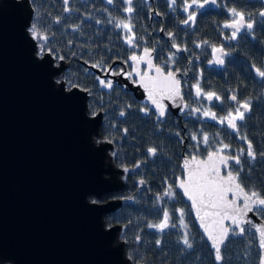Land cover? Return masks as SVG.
I'll list each match as a JSON object with an SVG mask.
<instances>
[{"label": "water", "instance_id": "1", "mask_svg": "<svg viewBox=\"0 0 264 264\" xmlns=\"http://www.w3.org/2000/svg\"><path fill=\"white\" fill-rule=\"evenodd\" d=\"M31 15L29 0H0V264H132L119 237L122 225L104 223L122 198L89 199L121 190L124 168L112 162L111 143L98 138L101 112L88 113L86 91L64 85L65 61L55 62L47 51L35 53V39L28 32ZM130 65L133 71L131 60ZM140 65L143 72L155 75L145 62ZM96 80L100 86L101 77ZM119 86L161 118L139 76ZM160 103L172 114L185 105L181 93L174 99L165 95ZM208 153L195 158L206 160ZM192 158L181 152V177L174 188L215 259L191 201L178 187L187 180L183 165ZM228 199H233L231 193ZM236 199L243 207V199ZM243 219L242 226H248L255 239L260 264L264 250L253 225L264 226V220L252 211ZM223 224L241 235L231 220Z\"/></svg>", "mask_w": 264, "mask_h": 264}, {"label": "trees", "instance_id": "2", "mask_svg": "<svg viewBox=\"0 0 264 264\" xmlns=\"http://www.w3.org/2000/svg\"><path fill=\"white\" fill-rule=\"evenodd\" d=\"M29 1L32 15L28 32L30 33L31 24H37L39 31L49 37L47 41L36 39L37 45L43 44L44 49L55 51V55L69 59L62 75L64 83L76 85L86 91L89 113L98 109L102 111L98 136L112 142V162L127 169L124 171L123 187L116 194L123 199L122 203L119 208L104 216V223L122 225L119 237L125 243L124 251L131 263L212 264L211 251L201 238L179 195L175 193L176 202L161 199L159 205L156 203L164 185L168 184L172 188L175 179L180 175L181 142L170 130L175 127L171 126V121H163L160 124L163 129L157 131L150 120L145 123L139 111V102L117 88L109 91L98 90L92 76L78 63V60L97 62L93 57L95 52L103 58L110 55L123 56L127 51L124 45L127 44L118 37L119 29L122 28L118 26L120 21L130 24L131 32L128 33L134 37L135 42L142 43L144 33L148 45L152 39L149 37L150 30L157 28L156 20L153 17L148 19L151 7L157 9L156 2L149 6L132 0L130 6L133 11L121 14L129 5L124 4L121 7L114 3L110 7L102 0H68L67 5L64 0ZM64 8L68 9L65 13ZM257 52L258 58H261L264 45H258ZM232 57L236 59V63H239L238 58H251L252 48H235ZM231 68L235 70L234 66ZM200 85L202 89L209 87L208 89L215 90L220 95L219 98L222 96L219 91L222 85L219 74H213ZM250 103V112L240 125L239 136L246 137L243 139L246 142L251 141L255 159L242 157L237 171L240 173L239 182L246 191H256L264 197V94L260 84L251 96ZM121 112L125 114L121 116ZM197 121V117H182L180 120L187 136L184 153H190L189 149L192 148L193 152L200 155L222 145L237 144L236 141L227 143L226 135L222 131L201 126ZM143 127H147L146 133ZM204 136L208 137L207 144L204 143ZM231 140L229 137L228 141ZM149 148L156 149L151 159L146 155ZM165 205L183 207L191 248L184 245L173 229L165 228L159 233L150 229L149 225L157 222ZM135 237H138L137 242ZM157 241L160 243L157 244ZM221 254L223 264H256L257 250L251 231L244 228L240 237L229 236L221 248Z\"/></svg>", "mask_w": 264, "mask_h": 264}, {"label": "flooded vegetation", "instance_id": "3", "mask_svg": "<svg viewBox=\"0 0 264 264\" xmlns=\"http://www.w3.org/2000/svg\"><path fill=\"white\" fill-rule=\"evenodd\" d=\"M138 1L149 6H152L153 3L156 2L157 5V9L156 7H151L148 15L149 20H151L153 17L157 22V28L150 30L149 32V37L152 38L150 43L148 45L146 44V35L142 33V43H137L133 40V44L129 45L127 43V38L131 37V35L128 33V30L122 27L119 29L118 37L125 44H127L124 45L127 51L124 52L123 56L110 55L109 57L104 56L106 58H103L100 57L98 52H95L93 57L97 60V62L89 63L85 62L84 60H78L79 65L89 72V74L92 76V81L95 83V86L98 90L109 91L112 88H117L129 94L133 100L139 102V111L145 123L147 120H150L157 128V131L163 129V127L160 125L163 121H171V126L175 127V129H168H170L172 134L181 142L180 155L181 152H183V154L187 157H203L207 152L216 151V149L208 150L205 153L199 155L193 152V149L191 148L189 149L191 151L190 153H184L183 147L187 143V136L185 127L180 123V120L182 117L186 119L197 117V122L200 123L201 126L222 131V133L226 135L225 140H227V143L236 141V145L228 146V148L224 149V155L229 157L239 156L240 160L242 157L249 158L247 156L248 142L239 136L241 135L239 132V128L241 127L240 125L245 119L242 121H237L236 129L229 128L227 121L224 123H220L219 121L220 118L226 117L229 111L234 113V110L244 101H248L250 103V98L257 91L258 84L261 85V91L264 94V78L260 77L256 72V69L264 71V54L262 53L261 58H258L257 52L258 45H264V17L259 15L260 12L264 11V0H216L215 4L210 3L209 6L203 8L193 5L188 9L187 12L184 11L185 5L191 4L192 0H175V3H173L172 0H151L148 3L143 0ZM203 1L204 0H198V3ZM102 2L106 6L110 7H113L114 3H118L121 7L124 4L128 5L126 0H113L111 4L108 3V0H102ZM233 8L245 14V24L249 22L253 23L252 29L242 27L240 32L237 33L236 39L231 38L234 29L224 27L226 23L230 24L234 20L238 19V17H234L230 12V9ZM65 12L66 11L64 8L63 13ZM121 14H125V10L121 11ZM189 14H194L195 19L190 21L188 24H184L183 21L188 18ZM53 22L55 23V21ZM170 33L172 34L171 36L169 35ZM174 44L177 47H173ZM36 46L38 47L37 52ZM248 46L252 48V57L238 58L239 63H236V59L232 57V53L234 52L235 48L241 49L243 47L247 48ZM39 48L40 46L37 45L35 39V52L37 55L41 54L39 52ZM145 48L150 50L154 65L163 68L164 73L172 71L176 75V78L180 81V93L185 104L182 112H175V114H172L169 110H165V115L161 118H158L155 113L156 111H153L144 100L135 99L130 92L122 89L119 86L120 83H123V80L135 82L134 73L131 77L127 75V73L133 72L130 65V57L132 55L139 56L140 51ZM214 48L222 49L223 51L214 52ZM45 51H47L52 56L55 62L60 58V56L55 55V51L51 52L48 49H43V52ZM217 57L223 59L224 63H216ZM63 60L65 61L67 67L69 59L63 58ZM81 61L85 64H81ZM86 64L91 65L97 71H90L89 68L86 67ZM232 66H234L235 70L231 68ZM230 68L233 70L234 75L232 74ZM138 70L143 73L144 65L138 66ZM215 73L219 74V77L222 81L221 89L219 90L222 96L220 99L213 97L212 100H208L206 99V94L209 92L215 93V90H210L208 89L209 87L202 89V85L200 84L202 81H206L207 78H211V76ZM96 76L101 77V81H104L105 84L111 81V87H106L104 84H100L99 86ZM229 77L231 78L229 79ZM248 83H250V85ZM197 85L201 90V95L199 96H197ZM216 96L219 97L220 95L216 94ZM232 96L236 97L235 101L231 100ZM142 109L144 111H142ZM197 109L199 111H197ZM96 111L101 112L102 120V111L100 109ZM206 111L215 113L217 119L213 120L210 116H205L204 113ZM249 112L250 111L245 112V118L248 116ZM143 130L144 133H146L145 131H147V127H143ZM229 137L232 138L231 141H228ZM98 138L103 139L99 136ZM237 140L239 142H237ZM109 142L112 145V158L113 144L111 141ZM146 155L148 159L153 157V154L148 153V149L146 151ZM228 163L229 168L226 170L222 168L221 174H224L229 170H231L233 174L237 172V167L239 165H237L234 160H229ZM122 168H124L122 173L124 184L125 167ZM180 177L181 171L177 178ZM166 185L168 184H165L164 187ZM119 191L110 192L107 194H110V197H119L116 195ZM172 192H174V196L175 193L178 194L174 188V184L172 187ZM172 201H177L176 196ZM181 201L189 212L187 203L183 201L182 198ZM180 209H183V207L179 205H165L161 216L158 218L159 220L157 219L155 224H159L163 220L165 211H167L169 214L168 222H175L176 220L180 219V213L178 211ZM252 212L256 217L264 220V211H261L258 206H254ZM242 227L247 228L250 231L248 226ZM150 229L157 233L161 232L157 228L151 227ZM241 235H235V230L233 228H229L228 237H240ZM137 240H135V242H137ZM211 259L212 264H223V259L221 261H216V259L213 258V254ZM257 259L258 251L256 264Z\"/></svg>", "mask_w": 264, "mask_h": 264}, {"label": "snow or ice", "instance_id": "4", "mask_svg": "<svg viewBox=\"0 0 264 264\" xmlns=\"http://www.w3.org/2000/svg\"><path fill=\"white\" fill-rule=\"evenodd\" d=\"M112 2L113 0H108V3L111 4ZM172 2L175 3V0H172ZM64 3L67 5L68 0H64ZM126 3L129 7H127L125 11L131 13L133 11V8L130 6L132 0H126ZM205 3L215 4L216 0H204V3H198V0H192L191 4L185 5L184 11L187 12L193 5L203 8ZM65 11H68V9L65 8ZM230 12L234 17H238V19L234 20L232 23H226L224 25L226 28L234 29L231 37L232 39H236V35L240 32L242 27H246L247 29L253 28V23H244L245 14L243 12H239L235 8L230 9ZM259 15L264 17V11L260 12ZM194 19L195 15L189 14L188 18L184 20L183 23L188 24ZM118 26L131 32L130 24L120 21ZM29 31L34 39L40 41H47L49 39L47 35L39 31L38 26L35 23L30 25ZM169 35L171 36L172 34L170 33ZM133 39L134 37H128L127 43L132 45ZM173 47L177 46L174 44ZM43 49L44 45L41 44L39 52L43 53ZM213 51L222 52L223 50L214 48ZM60 59H63V57H60ZM130 59L135 65L133 67V72L140 77V83L148 92L149 100L156 105L159 111V116L163 117L165 115V110L164 106L160 103V100L163 99L165 95H167V98L169 99H174L175 97L180 96V81L176 79L175 74L172 71L165 74L163 68L154 65L151 59L150 50L147 48L143 50V55H132ZM141 62H145L149 70H154L155 75H150L149 71L141 73L138 70V66ZM216 63L223 64L224 61L217 57ZM133 72L127 73V75L131 77ZM256 72L260 77L264 78V71L256 69ZM100 83L104 84L106 87H111V81L106 84L104 81H100ZM196 87L197 96H199L201 95V90L198 85ZM213 97L220 99L215 93L209 92L206 94V99L208 100H212ZM231 100L235 101L236 97L232 96ZM142 111L144 110L142 109ZM197 111L199 110L197 109ZM247 111H250V103L244 101L234 110V113L229 111L226 117L220 118L219 122L224 123L227 121L229 128L236 129L237 121L244 120L245 112ZM124 114V112L120 113L121 116ZM204 115L210 116L213 120L217 119L215 113L206 111ZM193 139H195V137H193ZM243 139H246V137H243ZM204 143H208L207 136H204ZM226 148H228V145H222L220 148L216 149V151L209 152L206 160H197L195 157L192 158L191 162L186 160L183 167L187 170V180H181L178 185V187L183 190V194L191 201V206L196 211L201 227L204 229L208 240L211 241L216 261H221L223 259L221 246L229 235V229L224 226L223 221L231 220L242 234L244 232L242 224L245 222L243 218L248 212L253 210V205L258 206L261 211H264V198H262L256 191L249 192L245 190L244 186L239 182V171L233 174V172L229 170L225 175H221V165L224 166L225 169L229 168L228 162L230 159L234 160L237 165H240L241 163L239 156L229 157L224 155V149ZM155 152V148L148 149L149 154L154 155ZM247 156L255 159V153L251 141H249L247 145ZM125 171H127V169H125ZM229 193L233 196V199L231 200L228 199ZM165 195L172 196L173 193L169 190L165 192ZM236 197L243 199V207L237 206ZM178 211L180 213L181 223L183 224L184 210L180 209ZM168 219L169 214L165 211L163 220L159 224L149 225V227L163 231L168 227ZM253 226L256 228V232L259 233V247L264 250V226ZM159 243L160 242L157 241V244ZM183 243L189 248L192 247L187 235H185ZM260 264H264V255L260 258Z\"/></svg>", "mask_w": 264, "mask_h": 264}, {"label": "rangeland", "instance_id": "5", "mask_svg": "<svg viewBox=\"0 0 264 264\" xmlns=\"http://www.w3.org/2000/svg\"><path fill=\"white\" fill-rule=\"evenodd\" d=\"M37 50H38V47L36 46V52H37ZM64 84H65L66 87L71 85V84H69L67 82H65ZM164 188H165L164 191L160 194V196L158 198H156V203L157 204L160 203V200L161 199H165L167 201H172L175 198L174 192H172L173 193L172 196L165 195V192H167L169 190L172 191V188L171 187H169L168 185H166ZM89 198L91 200L98 201V200H103V199H106V198H110V194H107L106 193L104 195H101L98 198H94V197H89ZM167 228L173 229L175 231V233H177L178 237L181 240H184L185 235H187V237L189 235V230H188V227L185 224L184 220H183V224L181 223V220L180 219H178V220H176L175 222H172V223H169L168 222V227Z\"/></svg>", "mask_w": 264, "mask_h": 264}]
</instances>
